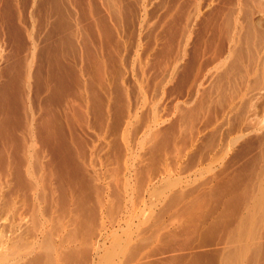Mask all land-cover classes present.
<instances>
[{
    "label": "rangeland",
    "instance_id": "1",
    "mask_svg": "<svg viewBox=\"0 0 264 264\" xmlns=\"http://www.w3.org/2000/svg\"><path fill=\"white\" fill-rule=\"evenodd\" d=\"M0 264H264V0H0Z\"/></svg>",
    "mask_w": 264,
    "mask_h": 264
},
{
    "label": "bare ground",
    "instance_id": "2",
    "mask_svg": "<svg viewBox=\"0 0 264 264\" xmlns=\"http://www.w3.org/2000/svg\"><path fill=\"white\" fill-rule=\"evenodd\" d=\"M60 5V4H59ZM56 9V8H55Z\"/></svg>",
    "mask_w": 264,
    "mask_h": 264
}]
</instances>
